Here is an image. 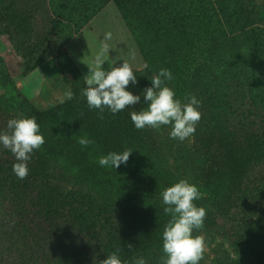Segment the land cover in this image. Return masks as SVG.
Listing matches in <instances>:
<instances>
[{
  "label": "trees",
  "instance_id": "16d2710c",
  "mask_svg": "<svg viewBox=\"0 0 264 264\" xmlns=\"http://www.w3.org/2000/svg\"><path fill=\"white\" fill-rule=\"evenodd\" d=\"M112 1L0 0V30L18 39L15 50L33 39L28 55L38 60L22 64L23 76L53 55L73 76V99L38 111L0 59V88L19 98L0 101V132L11 119L35 117L45 138L23 180L0 145V264H99L117 249L122 264L140 256L163 264L171 217L161 193L181 179L204 194L194 201L207 211L203 229L235 248L251 246L252 264H264V0H139L151 35L140 44L148 69L133 70L137 81L168 69L173 79L162 86L182 103L201 102L194 136L172 138L173 177L150 165L156 137L135 128L133 107L115 115L105 108L102 120L88 107L85 77L64 49ZM81 137L94 144L81 146ZM129 149L126 165H99ZM212 264L240 263L226 256Z\"/></svg>",
  "mask_w": 264,
  "mask_h": 264
},
{
  "label": "clouds",
  "instance_id": "9594fccd",
  "mask_svg": "<svg viewBox=\"0 0 264 264\" xmlns=\"http://www.w3.org/2000/svg\"><path fill=\"white\" fill-rule=\"evenodd\" d=\"M111 38L110 32L105 34V41ZM108 52L109 45L102 42L94 60L95 66L88 67L89 74L85 77L87 87L81 93L86 97L90 109L99 110L98 118L101 120L104 119L105 108L115 115L140 103L141 100V96L126 90L130 84L138 83L129 63L123 62L122 66L113 67L110 71L102 70V65L106 62L105 53ZM143 67L148 69L146 63ZM172 79V73L168 69H161L158 75L152 76V86L144 89L142 93L148 106L139 112L131 111V121L137 130L171 126L170 137L183 142L195 134L196 126L202 118L198 110L201 102L195 96L186 97L187 103L176 99L172 88L162 86L165 81ZM64 95L67 100L73 99L71 90ZM7 129V132H0V145L8 149L18 161L13 165L14 174L21 180L26 179L31 155L45 144V138L40 134V125L35 117L11 119L7 123ZM78 143L87 147L94 144V141L81 137ZM131 155V149L122 153L110 152L99 158V165L118 169L121 164H127ZM161 195L163 211L171 217L162 233L163 252L167 257L163 264H199L204 259L207 244L202 235L193 236V232L204 228L207 211L204 207H198L194 201L201 199L204 194L195 184L181 179L166 188ZM129 247L132 245L129 244ZM118 252L119 249L99 264H122ZM133 264L147 262L140 256L134 257Z\"/></svg>",
  "mask_w": 264,
  "mask_h": 264
},
{
  "label": "rangeland",
  "instance_id": "374dc122",
  "mask_svg": "<svg viewBox=\"0 0 264 264\" xmlns=\"http://www.w3.org/2000/svg\"><path fill=\"white\" fill-rule=\"evenodd\" d=\"M109 32L112 38L105 41V34ZM150 35L151 27L139 0H113L80 33L76 34L64 49L84 77L89 74V68L95 66L94 60L102 47V42L109 45V52L105 53L106 62L102 65V70L110 71L113 67L122 66L123 62L129 63L133 70H140L145 64L140 52V44ZM17 40V38L10 39L0 30V59L12 69L19 92L26 96L38 111H46L70 101L64 94L68 90L72 91L73 76L60 71L56 55L23 76L22 64L28 61L29 66H34L38 58L35 54L28 55V48L33 45V39L25 41L26 44L21 46L22 52L15 50ZM23 57H27L28 60ZM151 78L139 80L136 85H132V94L141 96L140 103L131 106L136 112L147 107L142 93L144 89L152 86ZM16 100H19L16 93L6 92L0 88V101L3 104L14 103ZM13 112L11 113L16 114ZM147 129L156 137L157 154L152 156L154 158L150 165L165 175L175 176L177 166L171 151L170 134L162 127ZM85 190V187H78L74 191ZM90 192L94 193L93 190ZM196 235H202L207 244L204 259L199 264H212L215 259L226 256L240 264H252V261L258 257L257 251L251 246L241 245L235 248L228 240L220 239L204 229L194 231L193 236Z\"/></svg>",
  "mask_w": 264,
  "mask_h": 264
}]
</instances>
